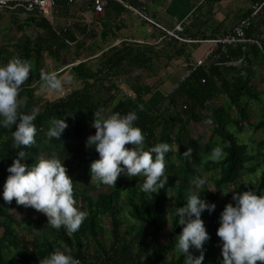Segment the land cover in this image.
Instances as JSON below:
<instances>
[{
    "label": "trees",
    "instance_id": "trees-1",
    "mask_svg": "<svg viewBox=\"0 0 264 264\" xmlns=\"http://www.w3.org/2000/svg\"><path fill=\"white\" fill-rule=\"evenodd\" d=\"M91 1L95 10V1ZM124 1L137 7L144 4L143 0ZM262 2L264 0H259V3ZM126 8L118 0H109L104 19L108 22L114 10L118 12ZM17 11L28 14V17L24 22L18 23V13H14L10 27H7L10 36L0 40V65L15 57L26 59L31 64L29 77L21 85L18 94V112L31 113L34 108L38 109L33 122L37 131L35 142L24 148L27 158L22 162L31 165L36 159L52 156L65 159L62 162L74 182V199L82 200L77 207L86 211L87 216L75 233L69 234L64 227H51L54 240L45 231L35 234L34 227H27L24 221L16 219L12 210L23 205H18L15 198L10 203L5 201L2 192L9 175L7 168L13 163L19 149L12 138L14 126H0V264H15V261L17 264H39L40 259L55 249L63 250L64 247L70 248L72 255L80 259L81 264H184V257L180 253L169 259L170 254L176 250V236L183 226L176 223L177 218L173 215L170 236L163 243L162 219L168 211L175 212L176 207L183 206L188 192L195 188L194 178L203 176L202 167L220 169L215 180L218 186L232 184L236 192L252 190L264 195V171L250 185L239 182L248 170H257L253 165L257 154H254L249 143L240 140L239 134L251 124L255 131L262 130L264 135V117L252 119V105L263 100L261 85L257 81V65L264 64V5L252 17L247 31V36L259 40L262 47L256 43L247 44L245 50L243 46H228L226 51L219 47L201 64L188 65L184 75L179 77L164 97L165 102L151 111L145 107V110L140 109L136 105H142L144 95L152 92L151 85L145 83V79L146 74L153 71L157 58L144 45L136 41H123L119 45L108 43L109 35L114 30L106 22L100 27L101 35L93 31L87 38L83 37L82 42L83 39H79L80 34L77 31L59 33L37 11ZM253 12L254 9L251 8L245 16L252 15ZM5 15L6 13H0V19ZM26 26L32 27L29 35L25 32ZM98 36L103 47L97 68L94 69L90 61L84 59L73 68L76 77L82 82L81 87L56 100L37 93V87L43 83L41 73L53 70L50 59L61 64L68 62L67 59L62 60L61 56L71 48H75V57L79 59L83 54L81 47L87 46V40H95ZM192 36L195 40L215 38L200 34ZM68 41L75 43L70 44ZM173 46L169 40L168 46L165 45L158 56L166 55L167 61L171 63L176 56L186 53L184 47L174 49ZM234 61L240 62L235 65L232 63ZM130 76L133 78L129 82ZM36 83L37 86L33 87ZM120 89H126L137 103L123 96L116 97ZM180 103L181 110L178 109ZM96 110H102L105 116L112 112L125 114L134 111L138 117L134 123L142 129L145 136V149L160 142H168L172 146L165 158V174L169 178L163 189L157 193H144L140 189L143 176L130 179L121 174L115 186L97 185L91 181L90 163L99 158V153L94 147H86L85 140L89 134L95 132L91 122ZM53 118H63L67 122V127L59 139L47 136ZM194 125L207 127L209 135L206 132L199 133ZM217 145L224 149V155L219 161H213L209 158V153ZM258 145L254 146L261 153L264 136ZM189 147L193 150L191 156H183ZM76 166L82 167L83 172L76 173ZM205 188L200 193L201 197L208 202H214L211 191L207 190L208 182ZM122 198L130 207L131 217L139 223L129 225L126 229L121 218ZM24 208L29 216L39 212L32 207ZM214 213L217 212L214 210L207 213L211 220L206 229L218 248V262L221 264V248L216 234L218 218L212 215ZM106 217L111 220L112 226L113 240L109 247L100 241L103 220ZM23 224L25 232L22 231ZM93 244H97L100 252L92 251ZM7 247L17 250L15 259L7 257L4 252ZM205 250L211 249L206 248L204 252ZM190 251L196 253L198 250ZM212 251L215 252L214 249Z\"/></svg>",
    "mask_w": 264,
    "mask_h": 264
},
{
    "label": "clouds",
    "instance_id": "clouds-1",
    "mask_svg": "<svg viewBox=\"0 0 264 264\" xmlns=\"http://www.w3.org/2000/svg\"><path fill=\"white\" fill-rule=\"evenodd\" d=\"M30 71V62L19 57L0 65V126H14L12 138L19 149L7 168L9 175L3 185L2 196L9 203L15 198L18 205L44 213L51 227H64L69 234L75 233L87 212L76 206L74 182L62 160L52 156L36 159L31 165L22 162L27 158L24 148L35 142L37 131L33 122L38 109L34 108L31 113L18 112V94ZM65 79L55 71L42 72L40 93L61 90ZM137 119L134 111L125 114L112 112L107 116L102 110L95 111L91 122L95 133L89 134L85 140L86 147H94L99 153V158L90 163L91 181L97 185L115 186L121 174L130 179L143 176L140 189L144 193H157L168 184L165 158L172 146L168 142H160L145 149L143 131L134 123ZM66 127L65 119L53 118L47 136L59 139ZM127 144L132 146L126 147ZM192 151L189 147L183 156L190 157ZM223 155L224 149L217 145L211 149L209 158L219 161ZM207 182L206 175L195 177V188L188 192L186 202L175 208L176 223L183 226L176 236L175 248L183 255L184 264H202L204 260V243L210 237L201 218L202 212L207 210L211 213L216 208L214 202H208L200 195ZM228 192L233 193L232 202L221 211L216 232L220 237L221 264H264V195L252 190ZM190 249L199 250L200 254L194 255ZM39 264L81 262L72 255L70 248L64 247L40 259Z\"/></svg>",
    "mask_w": 264,
    "mask_h": 264
},
{
    "label": "rangeland",
    "instance_id": "rangeland-1",
    "mask_svg": "<svg viewBox=\"0 0 264 264\" xmlns=\"http://www.w3.org/2000/svg\"><path fill=\"white\" fill-rule=\"evenodd\" d=\"M199 1L201 0H186V4L184 7H176L177 10L179 11H184V12H189L190 10H192V8L194 7L195 4H197ZM166 2L168 3L167 6V10L166 13H169V10H171L175 3L177 2V0H166ZM173 2L174 5H173ZM252 1L251 0H225L222 3H219L217 5V9L219 10L217 13L218 19H221L222 23H223V27H229L232 25V23H234L235 19L237 18L238 14L243 11V10H247L251 7L252 5ZM173 5V7H172ZM207 7L203 8V11H206ZM199 15V13L197 14V16ZM196 15L192 18L195 19L197 17ZM144 20V19H143ZM9 21V20H8ZM215 21V18H214ZM214 23V22H212ZM211 24V23H209ZM183 23L179 24L177 23V25L175 26V28H171L168 29L170 30V32H172V34L167 33L166 30H163L162 28H158L159 30V36L156 37L153 41H154V46L158 47L159 49H163L166 46H168L167 44V40H169L170 38H176L179 41L185 43L186 45L188 44H194L192 42V40L186 36L181 37V34L179 33V31H182L184 28ZM213 24H211L212 26ZM5 25L3 24V27ZM214 26V25H213ZM158 27V26H157ZM7 34V35H6ZM176 34V35H174ZM10 36V31L7 30V28H5V36L3 35V33H0V40L4 39V37ZM13 36V35H12ZM136 37V36H134ZM183 38V39H181ZM181 39V40H180ZM171 41V39H170ZM199 41V40H198ZM113 43V41H109L108 43ZM119 42L117 41V43H115L114 45L118 44ZM121 44V43H120ZM178 46V45H175ZM183 47V46H182ZM194 47V46H193ZM210 47V45H209ZM168 49H170L169 47H166ZM190 48V46H189ZM192 48V47H191ZM190 48V50H191ZM203 49V44H199L196 47V50H200V54H204L205 52L202 51ZM192 51V50H191ZM98 53L96 52L95 54V61L97 64L98 61ZM100 57V56H99ZM178 56L175 57V62H171L172 65H170V63L167 61V56L162 54V58L156 59V62L154 64L153 67V71L151 70L146 74V79H145V83L151 85L152 87V92L149 94H145L144 95V100H142V105H139L137 103L136 100H132V95L129 94L127 92L126 89H120L119 92H117V96H123L125 98H128L131 102H136L137 106L140 107V109H144L145 108L148 111H151L155 106L160 105V103L165 102L164 97L169 93V91H171V87L174 86L173 84H175L177 82L178 79H173V77L177 78L176 76H173L169 73V70H172V72H174L178 66L184 62H186L185 60L182 61L181 59L177 58ZM207 58V54L205 56V58H200V59H191L190 62L195 64V63H200V61L205 60ZM50 65L52 66L53 70L58 73L59 76L61 77H66L65 81H64V86L61 90L58 91H53L51 93L45 94V93H40L39 89L40 86L39 85L37 87V93L40 95H43L44 97L50 99V100H56L59 99L61 97H64L66 95H68L70 92H72L74 89H77L78 87L82 86V82L79 78L76 77L75 73H71L73 71L70 70H61V65H54L55 60L50 59ZM92 61V60H91ZM95 62H94V65ZM94 69L96 67H93ZM257 68L259 70L258 72V77H257V81L260 82L261 85V91H262V102L260 103H256L252 105V110H253V120H257V119H261L264 117V64H258ZM51 71V72H52ZM172 76V78H171ZM133 76H130L128 78V81L130 82L132 80ZM173 79V81H172ZM37 86V83L33 85V87ZM145 107V108H143ZM179 110L182 109V103L179 104L178 107ZM198 129L199 133H204L206 132L209 135V129L207 127H203V126H195ZM262 130H258L255 131L254 127L251 124H248L243 133L239 134V138L241 141L247 142L250 144L251 148L254 150V154H257V159L254 162V166L257 168L256 171H247V173H245L242 178L240 179V183H244L245 185H250L252 181H257L262 172L264 171V148L262 149V152L260 153L258 151L257 148H255V146H259L258 142L261 140V138L264 136ZM95 133V132H94ZM255 145V146H254ZM62 161H65L62 160ZM76 173H82L83 172V168L80 166H76L75 167ZM220 173V169L219 168H205L202 167V174L207 176V180H208V187L209 189H213V190H209L211 198L213 200L214 197V203L216 204V208L215 211L217 213L212 214L213 216L219 218V215L221 213V211L223 210V208L225 207V205L229 202H232V192H228L229 190H235L234 185L232 184H226L223 186H218L216 183V178L219 176ZM81 184V183H80ZM228 192L227 194H224ZM201 193V192H200ZM205 199V198H203ZM122 204H123V211L121 214V218L124 222V228H128L129 225H133V224H139L136 220H134L131 215H130V207L127 206V204L124 201V198H122ZM213 202V201H212ZM82 203V200L79 199L76 201V206H79V204ZM24 206L22 207H17L14 210H12V212L15 214L16 219L20 220V221H24V224L27 225V227L32 226L34 227V232L35 234H39L40 232L45 231L46 234L50 237L51 240L55 239V236L53 235V233H51L50 231L52 230L51 226L48 225V221H47V216L42 213V212H38V213H34L32 215H28V213L26 212V210L24 211ZM208 211L204 210L202 212V219L204 221L205 227H207V225L210 223V218L209 215L207 214ZM173 215L174 212H170L168 211L166 213V215L163 217L162 222H163V232H164V236L162 237L161 241L163 243H166L168 241V238L170 236V232L173 226ZM22 225V231L25 232V225ZM217 224L219 226V219L217 221ZM217 226V228H218ZM111 230H112V226H111V220L106 217L103 220V233L100 236V241L105 244L107 247H109V245H111V242L113 240L112 238V234H111ZM207 230V229H206ZM217 230V229H216ZM208 232V231H207ZM209 233V232H208ZM209 239L207 241H205L204 243V247L209 248L211 250H205L204 252V257H205V261L207 262V264H219L218 262V248L215 246L213 240H212V236L209 233ZM217 240L220 242V237H217ZM216 247V248H215ZM92 251L94 253L96 252H100V250L97 247V244H93L92 245ZM212 249H214L215 252L212 251ZM4 252L6 253L8 258H13L15 259V257H17V250L15 249H11L9 247L4 249ZM179 254L177 250H175V252L170 254L169 259H171V257L173 258L174 255ZM194 255H197L196 253H193ZM15 264H17V261H15Z\"/></svg>",
    "mask_w": 264,
    "mask_h": 264
},
{
    "label": "crops",
    "instance_id": "crops-1",
    "mask_svg": "<svg viewBox=\"0 0 264 264\" xmlns=\"http://www.w3.org/2000/svg\"><path fill=\"white\" fill-rule=\"evenodd\" d=\"M143 1H144L143 2L144 4L138 7H146L148 14L151 15L156 20V22L160 24L161 26L167 29H171V28H175L177 23L185 24L183 30L179 31V33L181 34V37H184V36H186L187 38L189 37L194 43V44L186 45L185 43L176 39L177 37L170 38L171 39L170 42L174 44L173 46L174 49H176V47H182V46L186 49V53H184V55L182 56L180 55L177 57L181 59L182 61L185 60L186 62L180 64L174 72H172V70H169V73L171 75L177 77V78L173 77V79H179V77H182V75H184L186 69L188 68V65L193 64L190 62L191 59L197 60L200 58L201 59L205 58L208 51L214 47L213 40L220 38L226 35L227 33L233 31L235 27L238 26L244 18L250 16V15L245 16V14L251 8L253 9V6L256 3H259V0H251L253 3L251 7L247 10L241 11L238 14L237 18L235 19L234 23H232L231 26L225 28L223 27V23L221 19H218V16H217V13L219 11L217 9V5L219 3L224 2L225 0H216V1L215 0H201L197 4H195L192 10H190L189 12L177 10L176 7L181 8L187 5L186 0H177L176 3L173 2V5L174 3L175 5L174 7L172 5L173 8L169 10L168 14L166 13V10H167L166 8L168 6V3L166 2V0H143ZM91 2H92L91 0H68V1L64 0L61 2L59 1V3H57V5L53 9L51 18H46L40 15L39 13L38 14L41 17L48 19L55 26V29H57L59 33H61L62 31L66 32L68 30H74L75 32L77 31L80 34L79 39H83V37L87 38V35L93 31H96L97 35H101L102 31L100 27H102L104 23L107 21L106 19H104L105 12L100 13V12L95 11L91 6ZM125 2L129 3L127 1ZM204 7H207L206 11H203ZM14 13L16 15L18 11L6 12V15L3 16L2 19H0V33H3L4 36H5V28L10 27ZM198 13L199 15L197 16ZM27 15L28 14L26 13H18V17H17L18 23L24 22L26 18L28 17ZM195 15L197 17L195 19H192ZM214 18H215V21H214ZM106 23H108L110 27H112V29L114 30L113 34L110 33L108 41L114 40L113 42L114 44L117 43L118 41L119 43L116 45H119L123 41H129V42L136 41L144 45L148 52L156 54V57H157L156 59L162 58V57H159L158 55H159V51L160 50L163 51V49L162 48L159 49L158 47H153L154 46L153 40L160 35L159 30H158V28L160 27L158 25L152 24L146 20H143L139 15L134 13L129 8H126V10L118 11V12L114 10L113 15L111 16L110 20ZM209 23L213 24L214 26L213 25L211 26V24ZM3 24L5 25L4 27H3ZM24 28H25V32L28 35L31 34L32 27L26 26ZM192 34L206 35L208 37H215V38L198 41V40L193 39ZM112 35L114 36L116 35V37H112ZM169 40H167V44ZM83 41L84 39L82 40V42ZM68 42L70 44L75 43V42H70V41ZM199 44H203L202 51L205 52V55L200 54L199 53L200 50H196V47ZM175 45H178V46H175ZM87 46H85L84 48L81 47V51L83 53L81 54L82 56L81 58L77 59L75 57L76 55L75 48L74 49L71 48V50L69 49L68 52L66 51L62 53V56H61L62 60L67 59L68 62L61 64L55 60L56 63H54V65H58V66L61 65V68H60L61 70L68 69L70 71H73L71 72L73 74L75 73L73 68L79 65V63H81L82 60L84 59L85 61L89 60L90 64L92 65H94V62H95L96 66H93V67L97 68V64L95 61L96 60L95 54L97 52L98 53L97 57L99 58L102 47H103V43L101 41L100 36L95 38V40L94 39L87 40ZM189 46L190 48L192 47L191 48L192 51L190 50ZM246 47L247 45L245 47L243 46V49L245 50ZM260 47H262V44ZM167 51L169 50L167 49ZM173 62H175V59ZM170 65L172 64L170 63ZM197 252L199 253V250ZM197 252L196 254L198 255ZM202 264H207V262L204 260Z\"/></svg>",
    "mask_w": 264,
    "mask_h": 264
},
{
    "label": "built area",
    "instance_id": "built-area-1",
    "mask_svg": "<svg viewBox=\"0 0 264 264\" xmlns=\"http://www.w3.org/2000/svg\"><path fill=\"white\" fill-rule=\"evenodd\" d=\"M59 0H0V13L14 12L17 10H26V11H37L40 15L51 18L54 7L57 5ZM95 1V11L103 13L109 0H94ZM125 4L127 8L132 10L134 13L139 15L142 19L158 25L163 30H166L167 33L172 34L170 30L161 26L156 22V20L148 14L146 7H135L125 1L119 0ZM264 5L262 3H256L253 6L254 12L252 15L244 18L235 29L226 35L213 40L214 47L208 51L207 57L215 53V51L221 47L224 51L227 50L228 46L238 47L243 45L244 47L249 43H256L261 46V42L256 39L249 38L247 36V31L251 26L252 17L257 14L260 8ZM173 35V34H172ZM176 35V34H174ZM179 39V38H178ZM183 39V38H181ZM180 39V40H181ZM212 53V54H211ZM203 61L201 60L198 65ZM240 61H234L233 64H238ZM80 260V259H79ZM81 262V260H80Z\"/></svg>",
    "mask_w": 264,
    "mask_h": 264
}]
</instances>
